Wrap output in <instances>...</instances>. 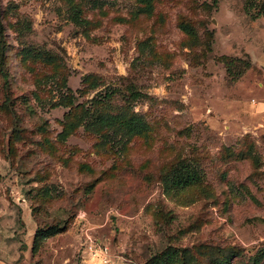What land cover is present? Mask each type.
<instances>
[{"label":"rangeland","instance_id":"rangeland-1","mask_svg":"<svg viewBox=\"0 0 264 264\" xmlns=\"http://www.w3.org/2000/svg\"><path fill=\"white\" fill-rule=\"evenodd\" d=\"M0 264H264V0H0Z\"/></svg>","mask_w":264,"mask_h":264},{"label":"trees","instance_id":"trees-1","mask_svg":"<svg viewBox=\"0 0 264 264\" xmlns=\"http://www.w3.org/2000/svg\"><path fill=\"white\" fill-rule=\"evenodd\" d=\"M176 175L174 184L177 186H185L197 180V174L191 169H181Z\"/></svg>","mask_w":264,"mask_h":264}]
</instances>
